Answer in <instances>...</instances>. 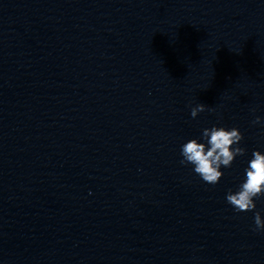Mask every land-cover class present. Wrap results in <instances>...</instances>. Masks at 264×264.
Returning <instances> with one entry per match:
<instances>
[{"label":"water","instance_id":"obj_1","mask_svg":"<svg viewBox=\"0 0 264 264\" xmlns=\"http://www.w3.org/2000/svg\"><path fill=\"white\" fill-rule=\"evenodd\" d=\"M214 125L247 151L211 185L179 161ZM254 150L264 0H0V264H264V197L225 199Z\"/></svg>","mask_w":264,"mask_h":264},{"label":"clouds","instance_id":"obj_2","mask_svg":"<svg viewBox=\"0 0 264 264\" xmlns=\"http://www.w3.org/2000/svg\"><path fill=\"white\" fill-rule=\"evenodd\" d=\"M205 110L206 105L199 103L191 107L190 115L195 119ZM251 123L261 124L262 119L257 116ZM200 139L204 142L193 138L181 145L179 163L192 165L203 182L216 185L224 175L221 168H230L238 156L246 155L247 150L240 146L243 134L235 127L226 129L214 125L204 128ZM261 197H264V152L254 150L245 168V179L235 192L228 190L225 199L236 212H244L255 210V200ZM253 221V231H264V219L259 211L254 212Z\"/></svg>","mask_w":264,"mask_h":264}]
</instances>
